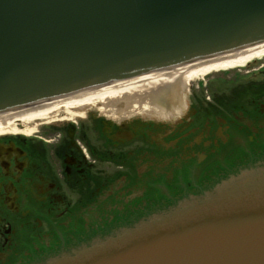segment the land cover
<instances>
[{
	"label": "water",
	"instance_id": "obj_1",
	"mask_svg": "<svg viewBox=\"0 0 264 264\" xmlns=\"http://www.w3.org/2000/svg\"><path fill=\"white\" fill-rule=\"evenodd\" d=\"M262 41L264 0H0V113ZM50 264H264V186Z\"/></svg>",
	"mask_w": 264,
	"mask_h": 264
},
{
	"label": "flooded vegetation",
	"instance_id": "obj_2",
	"mask_svg": "<svg viewBox=\"0 0 264 264\" xmlns=\"http://www.w3.org/2000/svg\"><path fill=\"white\" fill-rule=\"evenodd\" d=\"M261 84L264 71L230 84L226 103L194 91L159 107L161 116L144 99L19 118L14 134L0 136V264L46 262L149 216L175 193L212 187L225 147L264 140Z\"/></svg>",
	"mask_w": 264,
	"mask_h": 264
},
{
	"label": "bare ground",
	"instance_id": "obj_3",
	"mask_svg": "<svg viewBox=\"0 0 264 264\" xmlns=\"http://www.w3.org/2000/svg\"><path fill=\"white\" fill-rule=\"evenodd\" d=\"M264 56V42L257 44L244 50L235 51L230 54L210 58L207 61H200L192 64L180 65L169 71L152 72L130 80L117 82L108 85L98 92L89 94L88 96L77 98H63L50 103V108H56L59 104H65L67 107H85L84 103L97 102L103 97L117 98L126 94L130 99L148 98L156 105L161 106L163 99L170 98L172 100L181 97L186 87L198 79H202L205 75L238 66L245 65L253 58ZM165 108L166 106L163 105ZM33 111L28 114L29 117H19L17 111L0 114V133L3 130H16V120L19 118H30Z\"/></svg>",
	"mask_w": 264,
	"mask_h": 264
},
{
	"label": "rangeland",
	"instance_id": "obj_4",
	"mask_svg": "<svg viewBox=\"0 0 264 264\" xmlns=\"http://www.w3.org/2000/svg\"><path fill=\"white\" fill-rule=\"evenodd\" d=\"M252 63L250 65H247L245 67H237L233 68L232 70L227 71H219V72H213L206 76L205 81H196V82H203L206 85H201L200 89L205 92L206 96H210L215 94L218 96V94H222V91L226 88L228 79L227 77H232V83H235L236 79L240 78V74L244 72L245 69H250L252 67H259L262 63H264V57L260 59H254V61H251ZM229 72V73H227ZM236 75V76H235ZM221 79V80H220ZM226 83V84H225ZM225 84V85H223ZM207 102H210L209 100H206ZM262 144V141H259L255 143L254 147L249 148L246 145L238 144L236 149L234 151L233 146L229 147L227 150V160L224 161L223 159L215 160L214 168L216 171H219V169H225L230 170L226 175H229L230 173H233L237 169L245 167L244 163H248V165H255L257 168L264 167V150L258 151V148H260ZM258 145V146H256ZM240 151L243 153L240 154ZM247 153V155H246ZM243 157L246 161H243ZM250 161H247L250 159ZM178 194H174V197H176ZM134 203H138V201L135 200ZM107 204H101L100 208L102 211L107 212ZM89 226H92V223L89 224Z\"/></svg>",
	"mask_w": 264,
	"mask_h": 264
}]
</instances>
